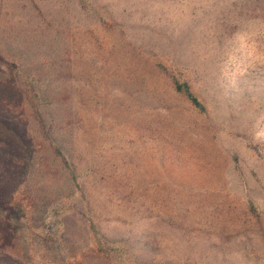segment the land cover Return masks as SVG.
<instances>
[{
	"label": "rangeland",
	"instance_id": "rangeland-1",
	"mask_svg": "<svg viewBox=\"0 0 264 264\" xmlns=\"http://www.w3.org/2000/svg\"><path fill=\"white\" fill-rule=\"evenodd\" d=\"M243 1L0 0V66L19 76L0 84L17 105L0 111V246L84 264L100 226L129 238L127 264H264V15Z\"/></svg>",
	"mask_w": 264,
	"mask_h": 264
},
{
	"label": "trees",
	"instance_id": "trees-1",
	"mask_svg": "<svg viewBox=\"0 0 264 264\" xmlns=\"http://www.w3.org/2000/svg\"><path fill=\"white\" fill-rule=\"evenodd\" d=\"M78 2L81 4L80 6L82 8H85L87 6V0H78ZM235 9H237V12H239L245 17L253 16L252 14L264 15V0H244L241 5L236 6ZM1 66L0 84L17 89V84L19 83L17 67L12 65L10 62H7L5 65ZM170 79L171 85L175 92L187 98L198 112L201 113L205 111L204 105L195 95L187 80L176 77L173 74L170 75ZM44 95L45 94H42V96ZM6 102L8 101L4 100L3 96L0 97V111H3L5 107H12L13 109L15 106H17L13 105L14 101H9L8 105L4 107ZM21 104H23V102L18 103V106H21ZM23 106H25V104ZM28 106L31 112L34 114L36 123L39 126V129L41 130V136L45 140V143L48 145L49 151L53 153V159L58 161L59 164L62 165V167H66V169H68L72 173L74 179H76L74 175V169L71 167V164L63 153L61 147L53 140L51 133V125H47L48 123L46 122L43 114L38 110V103H28ZM2 119L5 121L9 120L8 117L3 116ZM21 144L22 147H24V156H29V154H31V151H29V146L24 139H21ZM41 146L43 147V145ZM39 150L41 151L42 149ZM39 156L40 154L38 155V157ZM44 160L45 157L43 159L42 157H40L37 161V166L42 167L44 164ZM247 204L250 211L252 213H255L256 207L254 205V202L249 199L247 201ZM95 236L96 239L94 241V248L92 249V251L97 255V260L94 262L87 261L84 264H127V259L129 258L128 250L130 248L128 244L129 238H126L124 240L111 239L105 232L102 231L100 226H98V231H95ZM14 245L15 244L13 243V241L9 240L8 242H5L0 246V264H24L22 257L23 255L20 254V252L17 248H15ZM70 259L73 261H77L75 255H70Z\"/></svg>",
	"mask_w": 264,
	"mask_h": 264
}]
</instances>
